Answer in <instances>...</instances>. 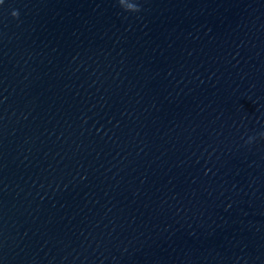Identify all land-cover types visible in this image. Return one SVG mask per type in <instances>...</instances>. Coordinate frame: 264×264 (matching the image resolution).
<instances>
[{
  "label": "clouds",
  "instance_id": "clouds-1",
  "mask_svg": "<svg viewBox=\"0 0 264 264\" xmlns=\"http://www.w3.org/2000/svg\"><path fill=\"white\" fill-rule=\"evenodd\" d=\"M118 3H119V5H121V0H118ZM139 10H140V9H139V7H138V5H137V6H136V12L139 11ZM12 15H13V16H17L18 13H17V12H13ZM261 135L264 136V133H261Z\"/></svg>",
  "mask_w": 264,
  "mask_h": 264
}]
</instances>
